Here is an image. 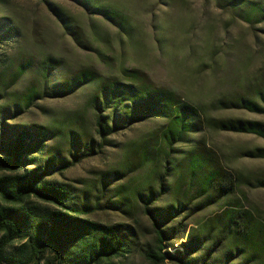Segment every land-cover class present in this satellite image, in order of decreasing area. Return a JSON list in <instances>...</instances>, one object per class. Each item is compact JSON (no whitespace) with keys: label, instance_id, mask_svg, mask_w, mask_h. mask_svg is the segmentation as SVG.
Here are the masks:
<instances>
[{"label":"rangeland","instance_id":"1","mask_svg":"<svg viewBox=\"0 0 264 264\" xmlns=\"http://www.w3.org/2000/svg\"><path fill=\"white\" fill-rule=\"evenodd\" d=\"M90 2L112 11L111 17L72 0H0V20L8 21L16 32L8 41H0V119L8 110L9 125L41 126L55 132L58 137L47 144L59 148L69 162L70 132L96 139L89 103L95 87L83 86L63 98L41 97L46 87V59L60 64L51 79L89 71L99 82L116 79L172 91L207 111L217 99L254 97L255 88L264 89V19L248 24L219 9L213 0ZM57 12L67 22L62 23ZM210 114L264 121L245 111ZM163 123L150 119L117 132L109 137L108 147L100 149L96 144L91 156L49 178L72 189L82 218L126 227L123 232L128 233L130 252L116 260L119 264H153L145 252L155 245V233L139 199L151 190L157 194L163 183L156 206L174 203L179 188L184 192L179 179L185 165L182 157L196 142L209 146L226 170L250 178L264 176V160L242 157L246 149L264 147V140L204 131L173 148L171 161L179 167L168 169L163 178L162 167L142 163L137 151L138 143L151 140L157 144L151 136ZM106 174L109 186L102 181ZM234 203L247 210L264 231V189L240 185L231 196L202 211L192 204L180 212L168 224L176 228L177 239H169L165 249L183 251V243L198 238L204 245L191 256L204 258L206 264H224L225 254L230 264H264V252L260 253L264 237L254 235L245 253H238L217 228L208 231V220ZM161 264L175 263L166 260Z\"/></svg>","mask_w":264,"mask_h":264},{"label":"trees","instance_id":"2","mask_svg":"<svg viewBox=\"0 0 264 264\" xmlns=\"http://www.w3.org/2000/svg\"><path fill=\"white\" fill-rule=\"evenodd\" d=\"M72 1L106 17L112 15V11L91 4L90 0ZM213 1L219 9L248 24H257L264 19V0ZM57 15L62 23L67 22L60 12ZM15 35L10 23L0 20V41H8ZM59 66L57 60L46 59L43 66L46 68V87L41 97L63 98L83 86L93 85L95 89L89 103L94 114L96 139L81 138L70 132L66 151L72 159L69 162L59 148L47 144L58 137L55 132L41 126L9 125V111H4L0 119V264H119L116 260L130 252L128 233L123 232L126 227L82 218V210L75 202L72 189L49 178L82 157L91 156L96 144L100 149L108 147L110 136L136 123L150 119L164 121L151 136L157 139L156 145L148 140L137 146L142 163L161 166L163 178L168 175V169L179 167L171 161L173 148L189 143L192 135L204 131L224 132L264 140V121L218 118L210 114V111L235 110L264 117V89L255 88L254 97L236 95L217 99L208 105L207 111L183 101L172 91L116 79L99 82L89 71L51 79ZM196 143L182 157L185 165L179 179L184 192L179 188L174 203L156 206L163 194V183L157 194L151 190L139 199L155 233V245L145 252V257L153 264L166 260L175 264H206L204 258L200 261L191 256L204 245L198 238L192 240L190 237L183 243V251L169 253L165 249L169 239H177L176 228H168V224L176 221L180 212L188 211L190 205L193 204L196 211H202L231 196L240 185L264 189V176L250 178L230 172L209 146ZM242 153L247 159L264 160V147L246 149ZM109 177L106 174L102 178L106 186H109ZM216 228L238 253H245V248L252 245L254 235L264 237L262 225L235 203L208 220V231ZM260 245L262 254L264 242ZM226 255L224 264H230L232 260L229 254ZM208 264L212 263L208 261Z\"/></svg>","mask_w":264,"mask_h":264}]
</instances>
